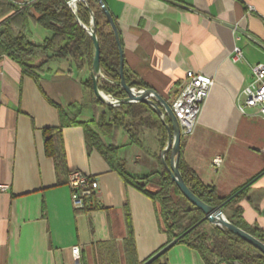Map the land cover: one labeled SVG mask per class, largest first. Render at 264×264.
<instances>
[{
  "label": "crops",
  "instance_id": "0c3cea01",
  "mask_svg": "<svg viewBox=\"0 0 264 264\" xmlns=\"http://www.w3.org/2000/svg\"><path fill=\"white\" fill-rule=\"evenodd\" d=\"M32 1L0 0V23L8 7L21 10ZM102 1L132 81L170 104L187 71L212 78L194 132L181 137L179 158L219 197L245 189L237 203L242 218L264 229V119L256 107L239 110L253 66L264 64V48L235 29L264 45V0ZM26 31L34 43L51 34L32 18ZM235 47L243 55L238 62L232 61ZM87 77L89 71L67 59H51L33 76L0 56V185L6 186L0 189V264H142L169 243L154 202L126 185L85 137L83 124L105 110L85 101ZM64 113L79 123H69ZM101 139L119 146L118 157L132 176L160 169L156 130L141 129L144 149L130 144L122 128ZM72 170L99 182L85 210L71 203ZM154 176L145 181L151 191ZM158 257L152 264H206L184 244Z\"/></svg>",
  "mask_w": 264,
  "mask_h": 264
},
{
  "label": "trees",
  "instance_id": "16d2710c",
  "mask_svg": "<svg viewBox=\"0 0 264 264\" xmlns=\"http://www.w3.org/2000/svg\"><path fill=\"white\" fill-rule=\"evenodd\" d=\"M86 5L94 15L93 29L100 49L99 63L103 77L98 78V87L116 98H123L125 93L118 85L119 46L97 0L77 3L75 12L67 5L66 0H34L29 7L21 10L8 7L7 11L11 14L6 13L5 19L0 23V56L5 55L12 59L22 72L33 76H37L51 59H67L77 70L89 71L93 43L83 27L90 26V14ZM31 18L51 33L50 37L41 43H34L27 37V24ZM41 57L40 62L35 64V60ZM124 78L130 87L146 88L144 83L132 81L125 72ZM82 84L85 101L93 106L102 104L93 94L90 76L84 79ZM81 106H77V112ZM104 108L103 112L83 124L85 137L91 146L100 151L109 168L116 172L126 185L134 187L154 202L161 229L168 238L167 243L178 238L177 244H184L195 250L206 264H212L211 260H216V264H264V256L233 233L217 226L211 231L203 229L207 221L201 220L202 212L190 204L177 189L158 153L155 156L162 169L147 176L135 177L127 172L124 162L118 157L119 146L103 143L101 136L109 137L116 129L122 128L130 144L144 149L140 141V131L147 128L156 130L161 150L165 146L167 134L151 106L145 103H125L117 107L104 105ZM62 116L71 124L79 123L75 117L70 118L65 113ZM164 120L168 123L166 116ZM168 162L167 156L165 164L168 165ZM178 168L184 183L199 199L211 206L221 205V211L228 221L264 243V229L248 226L242 218L241 208L237 206L245 189L235 191L228 197H219L215 187L205 185L181 158ZM154 174L158 177L157 188L151 191L146 188L145 181ZM226 211L231 214L226 215ZM158 261L159 257L150 264Z\"/></svg>",
  "mask_w": 264,
  "mask_h": 264
},
{
  "label": "water",
  "instance_id": "95a60500",
  "mask_svg": "<svg viewBox=\"0 0 264 264\" xmlns=\"http://www.w3.org/2000/svg\"><path fill=\"white\" fill-rule=\"evenodd\" d=\"M97 1L106 16L109 26L114 34L115 40L119 46L120 61H119V83L118 85L124 91L125 96L123 98H115V99L112 97L114 99V102L106 101L102 97L103 92L98 87V78L102 74L101 69H100V63H99V54H100L99 43L96 38L94 29H93V25H94L93 12L86 5V7L89 10V14H90V26L89 27H85L83 25L82 26L85 28V30L89 34L90 38L92 39V43H93V57H92L91 67L89 69V76L92 81V90H93L94 96L104 105L119 106L125 103H145L151 106L156 112L162 124L164 125L166 134H167L166 145L161 151L162 161L167 168V172L171 180L174 182L175 186L180 191V193L183 195V197L190 204H192L193 206H195L202 212L203 217L201 220H206L207 222H209L210 224L214 226H217L221 229H226L227 231L233 233L234 235L239 237L241 240L249 244L257 252H259L261 255L264 256V243L262 241H260L259 239L251 235L250 233L246 232L245 230L235 226L233 223L228 221L221 211V205L211 206L203 202L184 183L181 177L179 168H178V161H179V155H180V140H181L178 121L169 103L163 100L158 95V93H156L154 90L148 89V88L137 89L135 87H130L127 85L125 78H124L123 53H122V49L119 43L117 27L113 21L111 14L105 7V4L103 3V1L102 0H97ZM79 2L85 3V0H66L67 5L74 12L76 10V4ZM77 21L79 22V20ZM235 29L241 32L242 34L246 35L248 38H250L256 44H258L260 47L264 48V45L261 42L249 36L243 30L237 27H235ZM164 116L167 117L168 123L165 122ZM167 153H169V165H166L165 160H164V155ZM263 214H264V210H263ZM177 241H178V238L173 239L165 247H163L161 250H159L157 253H155L152 257H150L148 260H146L142 264L151 263L155 258L161 255L167 248L175 244ZM235 264H238V263H235Z\"/></svg>",
  "mask_w": 264,
  "mask_h": 264
},
{
  "label": "built area",
  "instance_id": "2783aa9c",
  "mask_svg": "<svg viewBox=\"0 0 264 264\" xmlns=\"http://www.w3.org/2000/svg\"><path fill=\"white\" fill-rule=\"evenodd\" d=\"M243 55L239 48L233 49L232 61L242 60ZM253 78L243 89L244 104L239 106L242 112L244 107H256L260 117L264 119V64L258 63L252 68ZM103 77V74L100 75ZM213 85L211 77L195 71H187L177 95L170 102V107L178 121L181 137L191 135L198 122V118L209 91ZM220 158L216 157L213 163L217 166ZM67 185L71 192V203L76 210H85L93 202L99 190L98 180L80 170L68 173ZM0 185V189H5ZM78 247L72 253L78 258Z\"/></svg>",
  "mask_w": 264,
  "mask_h": 264
},
{
  "label": "rangeland",
  "instance_id": "374dc122",
  "mask_svg": "<svg viewBox=\"0 0 264 264\" xmlns=\"http://www.w3.org/2000/svg\"><path fill=\"white\" fill-rule=\"evenodd\" d=\"M138 89V88H137ZM102 91V90H101ZM103 93H105V94H107V95H110L111 97H113L114 99L116 98V97H114L113 95H111V94H108V93H106V92H104V91H102ZM106 106V105H105ZM109 106H111V107H117V106H115V105H109ZM165 145H166V143H165ZM165 147V146H164ZM163 147V148H164ZM162 148V149H163ZM162 149L160 150V148L158 147V149H157V153L160 155V157H161V151H162ZM167 154H165L164 155V160L166 159V157L168 156L169 157V154L166 156ZM161 159H162V157H161ZM163 162V161H162ZM160 163V162H159ZM168 165H169V162H168ZM160 169L158 170V171H160L161 169H162V166L160 165V167H159ZM157 180H158V177H157V175L156 176H154L153 177V179H152V181H153V184L155 183V189L157 188ZM225 216V215H224ZM214 228V225H212V224H210L209 222H207L206 224H205V226H204V230H206V231H211L212 229ZM251 252L252 253H256L255 251H252L251 250ZM215 261L216 260H211V262H212V264H216L215 263ZM221 264H225V263H221Z\"/></svg>",
  "mask_w": 264,
  "mask_h": 264
},
{
  "label": "bare ground",
  "instance_id": "6f19581e",
  "mask_svg": "<svg viewBox=\"0 0 264 264\" xmlns=\"http://www.w3.org/2000/svg\"><path fill=\"white\" fill-rule=\"evenodd\" d=\"M102 97L103 99H105L106 101H109V102H114V99L112 97H110L109 95L103 93L102 94Z\"/></svg>",
  "mask_w": 264,
  "mask_h": 264
}]
</instances>
